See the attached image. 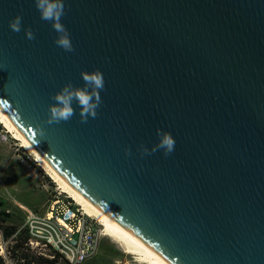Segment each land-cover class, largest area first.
<instances>
[{
  "label": "water",
  "instance_id": "1",
  "mask_svg": "<svg viewBox=\"0 0 264 264\" xmlns=\"http://www.w3.org/2000/svg\"><path fill=\"white\" fill-rule=\"evenodd\" d=\"M62 23L73 52L34 0H0V106L24 137L166 263L264 264V0H65ZM95 69L96 118L73 101L48 124L53 94ZM157 129L175 150L141 154Z\"/></svg>",
  "mask_w": 264,
  "mask_h": 264
},
{
  "label": "rangeland",
  "instance_id": "2",
  "mask_svg": "<svg viewBox=\"0 0 264 264\" xmlns=\"http://www.w3.org/2000/svg\"><path fill=\"white\" fill-rule=\"evenodd\" d=\"M58 184L43 170L34 156L20 146L0 123V258L1 264H67L57 257L50 258L47 250L33 249L24 244L22 225L24 207L42 212L55 194ZM97 226H99L96 221ZM100 227V226H99ZM47 259L49 262H42ZM81 264H138L123 253L107 237H102L97 253Z\"/></svg>",
  "mask_w": 264,
  "mask_h": 264
},
{
  "label": "built area",
  "instance_id": "3",
  "mask_svg": "<svg viewBox=\"0 0 264 264\" xmlns=\"http://www.w3.org/2000/svg\"><path fill=\"white\" fill-rule=\"evenodd\" d=\"M23 209L22 225L16 233L25 232V246L47 250L48 254L40 253L67 264L83 263L97 253L100 227L66 193L55 194L42 212L28 206Z\"/></svg>",
  "mask_w": 264,
  "mask_h": 264
},
{
  "label": "clouds",
  "instance_id": "4",
  "mask_svg": "<svg viewBox=\"0 0 264 264\" xmlns=\"http://www.w3.org/2000/svg\"><path fill=\"white\" fill-rule=\"evenodd\" d=\"M35 6L44 21L52 23L54 31L57 33L55 44L66 52L75 50L71 40V35L67 27L62 23L65 15V0H34ZM22 16L18 13L9 21V27L13 32L19 33L22 30ZM23 31L28 40H34L35 34L28 27ZM83 86H74L71 81L65 83L61 89L53 94L55 103L49 106L48 124H59L67 122L75 115L73 101L80 107V120L86 123L91 118H96L98 109L103 103L100 92L105 87L103 73L99 69L93 71L81 70ZM40 131H43L42 129ZM158 142L149 149L144 144L139 146L141 154H152L162 150L165 156L170 155L175 150V138L166 130L157 129ZM126 154H131L130 148H125Z\"/></svg>",
  "mask_w": 264,
  "mask_h": 264
},
{
  "label": "bare ground",
  "instance_id": "5",
  "mask_svg": "<svg viewBox=\"0 0 264 264\" xmlns=\"http://www.w3.org/2000/svg\"><path fill=\"white\" fill-rule=\"evenodd\" d=\"M0 123L8 133L19 141L20 146L25 148L37 164L45 170L47 174L58 184L59 188L66 193L77 205L89 216H92L99 224L101 236L109 238L125 254L131 255L138 264H168L151 250L142 241L128 233L123 228L115 225L107 219L102 213L94 208L89 202L82 198L69 184H67L42 158L34 146L24 137V135L15 126L6 112L0 106ZM61 191V192H62ZM81 264V263H78Z\"/></svg>",
  "mask_w": 264,
  "mask_h": 264
},
{
  "label": "trees",
  "instance_id": "6",
  "mask_svg": "<svg viewBox=\"0 0 264 264\" xmlns=\"http://www.w3.org/2000/svg\"><path fill=\"white\" fill-rule=\"evenodd\" d=\"M1 203V202H0ZM20 232H23L24 233V236H25V238H26V234H25V232L24 231H20ZM25 238H24V240H25ZM0 261H1V258H0ZM49 262V260H47V259H45L44 258V260H42V262ZM2 262H0V264H1Z\"/></svg>",
  "mask_w": 264,
  "mask_h": 264
}]
</instances>
